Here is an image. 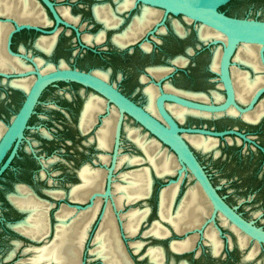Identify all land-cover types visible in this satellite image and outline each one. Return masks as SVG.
Returning a JSON list of instances; mask_svg holds the SVG:
<instances>
[{
  "label": "flooded vegetation",
  "instance_id": "obj_1",
  "mask_svg": "<svg viewBox=\"0 0 264 264\" xmlns=\"http://www.w3.org/2000/svg\"><path fill=\"white\" fill-rule=\"evenodd\" d=\"M5 1L7 0H0V45L4 47L8 57L27 66L23 70L7 71L8 73L17 74L34 70L35 65L40 71L46 65L52 66L50 70L56 68L78 69L106 80L123 95L146 110H148L146 90L148 88L154 90L157 98L160 92L159 82L166 91L178 93L201 102L216 101L214 93L223 95V99L217 102L223 101L226 97L225 89L218 76V81L222 87L220 84L215 89L207 86L209 82L214 80L207 77L205 54L208 51L212 54L208 69L213 72L211 63H213L215 48L218 45H210L211 40L207 42L202 40L199 35V27L203 24L190 19L199 24L197 27H191L187 25V22L191 21H188L189 18L184 15L173 13L166 15L164 9L138 0H48L51 5L46 0H10V10L5 8ZM219 10L234 17L264 20L261 17H250L248 14H233L223 9ZM158 11H162L160 15ZM173 16H180L183 20L174 19ZM176 22L180 25V30L185 33L182 34L176 30ZM2 26L8 28L3 39ZM122 35L126 36L121 37ZM193 38L197 39V44L195 46L187 45ZM8 44L14 54L8 52ZM245 45L254 47L256 51L255 62L252 60L247 63L237 59L239 54L244 55V51L241 52L240 47ZM181 49H184V54L175 53ZM173 53L176 55L167 58L168 55ZM196 53L198 59L193 61L192 55ZM162 57L163 63L158 62ZM177 59L178 62L184 60L185 64L176 62ZM159 67L160 69H167L163 75L156 76L152 70ZM234 71L245 76L248 81H253L257 77L263 80L261 85L242 97L238 96L237 88L233 82L235 101L244 111H239L231 106L230 109H233L235 114H230L228 112L230 109L221 113H202L177 103H168L166 106L181 127H204L215 131L236 130L239 134H226L222 137L186 133L183 135H186L185 139L187 138V142L202 165L203 163L195 151V149L200 148L192 144L188 136H200L217 140V146L214 149L209 151L200 149L203 152L214 151L216 156L220 153L218 144L221 139L227 140L229 144L236 145L238 153L234 158L241 177L240 187L242 188L244 184H247L246 188L248 190H257L264 194V175H259L257 172V162L264 164V92L250 106L258 90L264 87V49L262 50V46L253 43H240L231 57L230 74L231 77L233 76L232 81H234ZM26 78L33 79L30 89L36 78L35 74L12 76L10 78L0 76V124L4 126L0 138L22 106L26 93L29 91V89L25 90L12 85L11 81ZM60 83L71 84L82 89L59 90L55 88L53 98L45 99L44 94L46 91L50 87L58 86ZM167 86L172 91L168 90ZM4 87L9 89L8 93L4 91ZM180 91L201 93L206 95L208 99H196L180 93ZM18 92L23 93L24 98L15 113L7 120L5 119V113L10 106L8 94ZM139 97H145L147 99L146 104L142 103L138 99ZM90 100H99L102 108L95 114L92 123L89 122L88 128L84 130L81 125ZM171 105L176 110H187L184 120H180L176 116L170 108ZM41 106L45 109L44 111H40ZM194 112L199 114H194ZM113 113L116 117L113 123L114 134L111 139V146L104 148L100 146L99 142L100 129L105 121L112 117ZM49 115L52 117H49ZM88 116L89 114L86 115V117ZM118 116V107L113 102H110L97 90L82 83L62 80L51 83L42 90L23 131L24 136L20 140L14 141L0 164V180L7 174L23 180L16 181L13 189L7 192L6 195L0 192V197H4L2 203L4 210L0 214L2 234L16 233L17 236L21 237L10 241L13 248L6 255H1L0 259L3 261L11 260L21 250L23 255H28L27 261H29V264H44V262H33L31 260L38 252V248L51 244L54 240H52L53 236L57 235L58 227L62 224H65L68 228L87 212H90L87 219L91 220L86 232V242L84 240L85 245L83 244L81 249L80 264H84L86 244L90 236L92 247L87 248L88 253L99 259L93 252L97 246L95 243L96 238L93 243V236L99 234L103 217L108 210V204H110L118 229V241L130 264H264V257H262L264 256V242L239 229L226 217L218 215L219 213L216 216V223L221 232L214 223H209L203 227L206 220L211 217L212 209L209 217L199 228L182 233L176 231L173 224L162 218L160 202L162 192L165 189L172 186L178 188L171 207V214L175 215L180 202L189 189H200L201 187L190 172L179 175V164L172 151L168 154L176 160L178 168L173 173L160 175L144 149L129 136V131L135 129L143 140L155 139L159 143V150L164 149L161 145L163 143L152 134L153 137L148 138L138 128L129 125L128 119L133 120L138 125L140 124L127 113L124 114L122 121L119 150L110 184L113 201L111 197L95 196L96 194H104L108 188V176L115 152V130ZM156 116H159V114ZM35 117H38V121H33ZM191 118L206 119L216 125L191 124L182 126L183 121ZM29 131L33 134L38 132L42 136L40 139H35L28 136ZM125 139L136 148L138 154L124 151ZM244 146H249L245 152L243 151ZM124 157L137 158L139 161L129 163L122 160ZM254 159L257 162H253ZM144 170L148 173L147 177L151 181L149 195L132 202L124 200L122 206H118L115 197L119 194L115 193L114 190L117 185L127 184L128 179H123V175L133 173L134 176L138 171ZM98 171L99 173L102 171L100 173L101 179H99L101 187L97 189L99 186L96 185L95 190L93 189L85 197L77 198L73 190L85 184L84 173H86L85 176H91V182H93ZM206 173L218 193L238 214L264 230V225L231 204L222 195L209 173L207 171ZM188 174L194 179L195 184L184 187V181L182 182V180ZM57 175L62 176V182H66L67 178H71V181L66 182L62 188H54L51 181L54 182L52 179ZM47 179L51 180H49L47 186H39ZM171 180L177 181L174 183ZM8 184L9 182L6 183V185ZM202 194L206 199L204 192ZM17 196L31 197L36 204H39L35 215L41 213L44 220V227L37 235L42 237L33 238L30 234L24 233L15 227L20 223H25L31 214L30 210L19 208L13 202L14 197ZM148 198H156V205H150L146 201ZM139 201L145 202L142 207L129 208V206ZM97 202H100L99 209L96 208ZM113 203L117 210L114 209ZM209 206L212 207L211 204ZM132 209L149 210L147 218L142 221L138 232L133 236L129 235L125 228L127 220L125 215ZM117 212L120 218H118ZM154 214L157 215V218L151 221ZM119 219H121L122 224ZM148 221L152 223H148ZM223 221L226 224H223ZM145 223H148L146 229L142 230ZM156 224H162L168 233L160 236L149 233ZM210 226L215 230L217 241L220 244V250L217 253L214 252V245L206 236L207 229ZM225 227H228L232 234L226 233ZM200 229L203 231L199 232ZM194 234H198V238L192 248L184 251H177L173 248L174 244L182 242ZM137 236L140 238H137ZM39 239L41 240L39 241ZM136 244H141V247L137 249ZM153 249L158 254L157 262L152 259L150 254ZM190 255H194V257L192 259L180 258L181 256ZM50 264L56 263L51 262Z\"/></svg>",
  "mask_w": 264,
  "mask_h": 264
},
{
  "label": "bare ground",
  "instance_id": "obj_2",
  "mask_svg": "<svg viewBox=\"0 0 264 264\" xmlns=\"http://www.w3.org/2000/svg\"><path fill=\"white\" fill-rule=\"evenodd\" d=\"M5 5H6L5 6L6 9L8 10L11 9L10 0L5 1ZM161 12L162 11H158V14L160 15ZM190 19L191 18L187 20L191 21L192 19L191 20ZM179 26L180 25L176 22V30L182 34L185 33L184 31L180 30ZM208 27L209 26L206 27V25L204 26V24L199 27V35L202 40H204L205 42L210 40H223L224 42L226 41V37L222 33L211 27L209 28ZM7 29H8L7 27L2 26L1 28L2 39L5 37V34H7ZM126 35H122L121 37H124ZM218 46L215 48L216 49L215 56L213 57L214 59H212L213 63H211L212 64L211 68L214 69V70L212 69L213 71L216 70L215 72H219L220 57L222 53V49H221L222 46L221 45ZM4 50H5L4 47L0 45L1 71L7 72L14 70H23L27 67L25 65L18 63L17 61L12 60L10 57H8V55ZM240 51L241 52L244 51V55L241 56V54H239L237 56L238 60L246 61L247 63L248 61H252V60L253 62H255L254 60L256 59V54H255L256 51L254 47L245 45L240 47ZM176 62H178V59L176 60ZM178 63L185 64V61L184 60L179 61ZM51 68H52L51 65H46L42 68L41 71L47 72ZM166 69L163 68L160 69L159 67L156 69L154 68L152 71L156 76H161L163 75ZM233 75H234L233 82L235 83L239 97L249 94L253 89L261 85L263 81L259 77H257L253 81H248L247 78H245V76H242L241 74H237L235 71L233 72ZM32 81H33L32 78H26L21 80H13L11 81V84L16 87H21L25 90H28ZM219 84L222 87L221 83ZM167 89L172 91V89L169 86H167ZM146 91L148 94L147 109L151 112V114H154V116H156L159 114L155 107L156 92L151 88H148ZM180 93H183L187 96L196 99H203V100L208 99L206 95L201 93H191V92L189 93L183 91L182 92L180 91ZM214 99L216 101H220L223 99V95H221L220 93H214ZM101 108H102V104L99 100L97 101L90 100L88 102L85 112V117L83 118V122L81 125L84 130L88 128L87 126L89 122L92 123L95 114H97V112L101 110ZM170 108L180 120H184L185 112L187 110L186 111L176 110L172 105L170 106ZM228 112L230 114H235V111L233 109H230ZM87 114H89L88 117H86ZM194 114H199V113L194 112ZM115 117L116 116L113 113L112 117L110 119H107L103 127L100 129L99 142L101 147L108 148L111 146L110 143L112 136L114 134L113 123L115 121L114 119ZM3 130H4V126L0 124V135L2 134ZM129 136L133 140H135L136 143L140 145L142 149H144V151L148 155V158L151 160L152 164L155 166L157 172L160 175L175 172V170L178 168V164L180 168V163L178 159L176 158L178 161L177 164L176 160L170 154H168L167 150L165 149L159 150V143L155 139L143 140L141 139L140 135L135 129L129 131ZM182 136L184 135L182 134ZM188 138L192 144H194L197 148H200L204 151L212 150L217 146V140L212 138H203L200 136H188ZM122 160L128 161L129 163H134L139 161V159L137 158H127V157H124ZM101 172L102 171H100V173ZM100 173L99 171L96 172L95 175L96 178H94L93 182H91L92 180L91 176H85L86 173H84L85 175H83V177L86 180L85 184L77 188H74L73 190V193L77 196V198L85 197L88 193L93 191V189L95 190L96 185L99 186L97 189L101 187L99 181V179H101ZM147 175L148 173L145 170L141 172L138 171L136 174H134V176L133 173L124 174L123 179L125 180L128 179V182L125 185L116 186L114 192L119 194L117 197H115L116 204L118 206H122L124 200L126 202H132L137 200L138 198L149 195L151 181L150 178L147 177ZM177 189H178L177 186H172L165 189L162 192V197L160 202V214L162 218L173 224L175 230L180 233L185 232L187 230L199 228L204 223L206 218L209 217V215L211 214V209L213 210V207L209 206V204H211L209 199L207 197H206L207 200L204 198L202 194L203 192L202 188H200L201 190L199 188H191L187 192L186 196L180 202L176 214L172 215L171 207L175 195L177 193ZM104 194H96L95 196L104 197L103 196ZM111 199L113 201L112 190H111ZM13 202L19 208L27 209L31 211V214L29 215L27 221L25 223H20L15 227L24 233L30 234L31 237L33 238L42 237L37 235L39 232L42 231L44 227V220L41 213L35 215V212L39 204H36L31 197H23V196L14 197ZM99 205L100 202H97L96 208L99 209ZM113 206L114 209L117 210L114 203ZM107 209L108 210L106 211L103 217L101 230L99 234L96 236V241L94 240L97 246L93 252L98 257H101L105 264H130L128 263L127 258L125 257V254L119 244L118 241L119 236H117L118 229L115 222L114 212L111 209L110 204H108ZM148 213H149L148 209H144V210L132 209L125 215L127 218L125 222V228L129 233V235L133 236L138 232L142 221L147 218ZM218 215L225 217L221 213H219ZM88 216H90V212L84 213L81 216V218H78L76 221H74L73 224L70 225L68 228H66L65 224H62V226L58 227V233L55 236L54 240L51 242V244L42 248H38V252L32 257L31 260L33 262H44V264H50L51 262H55L56 264H80L81 249L83 247V244L85 245L84 240L86 238L87 228H89L88 227L89 221L91 220V219H87ZM223 224H226V222L223 221ZM149 233H152L156 236H160V235H166L168 232L166 231V229L162 224H156ZM206 236L209 238L210 242L214 245V252L215 253L219 252L220 244L217 241L216 232L212 228V226L208 227ZM197 238H198V234H194L188 237L186 240L174 244L173 248L177 251H184L190 249L194 246ZM136 246L137 249H139V247H141V244H136ZM150 254L154 261L158 259V254L155 249L151 250Z\"/></svg>",
  "mask_w": 264,
  "mask_h": 264
},
{
  "label": "water",
  "instance_id": "obj_3",
  "mask_svg": "<svg viewBox=\"0 0 264 264\" xmlns=\"http://www.w3.org/2000/svg\"><path fill=\"white\" fill-rule=\"evenodd\" d=\"M49 5L51 3L46 0ZM146 4L159 7L165 10L166 15L173 13L175 15H184L196 22L209 26L226 37V41L211 40L210 45H221L222 53L220 58L219 72L213 71L220 79L226 92L223 101L201 102L182 96L178 93L169 92L162 88L161 82L158 83L160 92L156 98V107L160 117L154 116L145 108L137 105L128 97L123 95L118 89L106 80L88 72L70 68H56L46 73H42L35 65L34 70H28L17 74L0 71V76L10 78L12 76H26L35 74L36 78L26 93V98L7 126L5 132L0 138V164L2 163L6 153L12 147L15 140H20L24 135L23 131L27 126V121L32 114L35 104L42 90L49 84L57 81H75L87 85L105 96L110 102H113L119 110L118 121L115 130V152L113 163L108 176V188L103 196L111 197L110 184L112 182L113 170L118 155L121 126L124 114L127 113L144 127L150 134L155 136L159 141L166 145L176 156L180 163L178 170L179 175L184 172H190L196 182L200 185L206 197L212 204V215L206 220L203 227L209 223H214L218 230L220 228L216 223L218 213L223 214L232 224L243 230L250 236L264 242V230L245 220L232 208L218 193L216 187L212 184L203 165L199 162L191 146L187 142L183 133L197 134L211 137H222L226 134H239L236 130L215 131L204 127H181L167 109L168 103H177L187 108H191L200 112L221 113L234 106L239 111H244L235 101V89L230 74L231 57L240 43H253L262 46L264 49V20L256 18H241L227 15L219 10V6L229 0H138ZM7 50L11 54L14 52L10 49L9 44ZM263 57V54H262ZM264 92V87L260 88L253 98L254 101ZM177 180H171L176 182ZM91 205V204H90ZM118 218L119 213L117 212ZM122 224L121 219H119ZM203 230L200 229L199 232ZM55 236H53L52 240ZM89 237V236H87ZM96 236H93V243ZM42 239V238H41ZM39 239V241L41 240ZM51 240V241H52ZM101 264H105L103 259L99 257Z\"/></svg>",
  "mask_w": 264,
  "mask_h": 264
},
{
  "label": "rangeland",
  "instance_id": "obj_4",
  "mask_svg": "<svg viewBox=\"0 0 264 264\" xmlns=\"http://www.w3.org/2000/svg\"><path fill=\"white\" fill-rule=\"evenodd\" d=\"M219 9L229 11L233 14H248L250 17L264 18V0H232V1L229 0L225 2L224 4L220 5ZM173 18L178 19L180 21L183 20L182 17L180 16H173ZM187 25L191 27L199 26V24H197L194 21L187 22ZM196 44H197V39L193 38L191 42H189L187 45L195 46ZM175 53L184 54V49L178 50ZM175 53L168 55L167 58L173 57L174 55H176ZM211 55L212 54L210 51H208L205 54V68L207 70V77L210 79H213L214 81L209 82L207 86L209 88L215 89L219 87V81H218L217 75L213 72H210L208 69V64L212 57ZM192 57H193V61L197 60L198 59L197 53L192 55ZM163 61H164L163 57L158 60V62H162V63ZM55 88L59 90H62V89L81 90L82 89L81 87L73 86L71 84L60 83L56 87L54 86L50 87L44 94V98L45 99L53 98L52 96H53V91ZM8 90L9 89L4 87V91L6 93H8L7 92ZM8 98L10 99V106L8 107L7 112L5 113V119L7 120L11 118V116L15 113V111L21 104L24 98V94L21 92H18L16 94L10 93L8 94ZM138 99L142 103L146 104L147 102V99L145 97H139ZM44 110L45 109L42 108L41 106L40 111H44ZM49 117H52V116L49 115ZM33 121H38V117L33 118ZM127 122L129 123V125L138 128L141 133L146 135V137L148 138L153 137L150 133H148L145 129H143L140 125H138L133 120L128 119ZM181 124L182 126H187L191 124H194V125L206 124L208 126L216 125L212 121H207L206 119H199V118H191V119H188L187 121H183ZM28 136L33 137L35 139H40L42 135L38 132L33 134L31 131H29ZM126 140L127 139L124 140V143H125L124 151L138 154L139 152L136 150V148L132 144H129ZM161 145L165 150H167V152L171 153V150L168 149L164 144H161ZM237 148L238 147L236 145L229 144L227 140L221 139L218 144L219 150L217 149L218 151H220V153L217 156L215 155L214 151L203 152L200 149H195V151L198 157L200 158V160L202 161L206 171L212 177L215 184H217L222 195H224V197L231 204L237 206L240 211H243L250 217L255 218L258 221V223L264 225V194L258 192L257 190H248L246 188L247 184L246 185L244 184V186L242 187L243 189L240 187L241 177H240V173L237 170L236 159L234 158L235 156H237V153H238ZM246 148H249V146L243 147L244 152ZM253 162H257V161L254 159ZM257 165H254V166H257V170H258L257 172L259 173V175H264V164H261V163L259 164V162H257ZM49 180L50 179L45 180L46 182L39 184V186H47V183H49ZM52 180L54 181L52 182L50 180L52 187L62 188L64 187L66 182L71 181V178H67L66 182H62V176L57 175V176H54ZM0 181H1L0 182V192H2L3 195H6L7 192L13 189V185L16 181H23V180L19 179V177H16V176L13 177L11 174H7ZM183 181H184V187L187 185L195 184V181L191 177L190 174L185 175L183 177L182 182ZM8 182L9 184L6 185V183ZM3 199L4 197L3 198L0 197V214L4 210V208H2ZM146 201H148L150 205L151 204L154 206L156 205V198H153V199L148 198ZM143 203L145 202L144 201L136 202L132 204V206H129V208L130 207H142ZM255 213L257 214L255 215ZM156 218H157V215L154 214L152 216L151 221L155 220ZM151 221H148V223H150ZM148 223H145L142 226V230L146 229V226ZM225 231L228 234H232V232L230 231L228 227H225ZM18 238H21V237L17 236L16 233H13L10 235L2 234V230L0 228V256L6 255L13 248L10 241L12 239H18ZM137 238H140V237L137 236ZM90 242H91V236L87 240L86 252L84 254V264H101V261L99 259L95 258V256H92L88 253L87 248L92 247ZM27 257L28 255H23L20 250V252H18L17 255H15V257L12 258L11 260L3 261L2 259H0V264H29V261H27ZM193 257L194 255L181 256L180 258L192 259Z\"/></svg>",
  "mask_w": 264,
  "mask_h": 264
}]
</instances>
